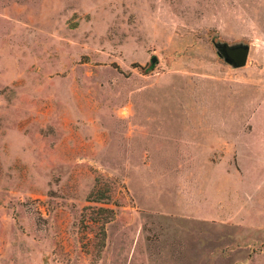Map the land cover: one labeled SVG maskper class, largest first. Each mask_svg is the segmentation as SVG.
Returning a JSON list of instances; mask_svg holds the SVG:
<instances>
[{"label":"rangeland","instance_id":"rangeland-1","mask_svg":"<svg viewBox=\"0 0 264 264\" xmlns=\"http://www.w3.org/2000/svg\"><path fill=\"white\" fill-rule=\"evenodd\" d=\"M0 264H264V0H0Z\"/></svg>","mask_w":264,"mask_h":264},{"label":"water","instance_id":"water-1","mask_svg":"<svg viewBox=\"0 0 264 264\" xmlns=\"http://www.w3.org/2000/svg\"><path fill=\"white\" fill-rule=\"evenodd\" d=\"M224 52L226 53V56L228 60L233 63L235 66H245L248 61L249 56V48L245 46L241 47H230L225 46Z\"/></svg>","mask_w":264,"mask_h":264}]
</instances>
